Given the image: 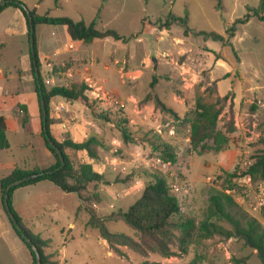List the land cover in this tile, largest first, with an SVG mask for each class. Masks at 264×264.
I'll return each mask as SVG.
<instances>
[{"label": "rangeland", "instance_id": "obj_1", "mask_svg": "<svg viewBox=\"0 0 264 264\" xmlns=\"http://www.w3.org/2000/svg\"><path fill=\"white\" fill-rule=\"evenodd\" d=\"M19 1L38 14L66 16L85 23L98 13V29L114 28L129 37L125 43L110 37L85 43L72 40L63 25L35 27L41 55L39 72L46 86L85 82L89 97H102L98 112L110 119L125 117L132 132V140L124 143L110 120L94 116L81 102L61 96L50 100L49 125L57 140L72 134L75 125L83 127L85 135L94 132L104 139L95 159L85 151L66 149L75 166L92 162L103 175L96 187L100 202L94 204L99 213L127 209L140 197L152 173L159 172L177 196L181 212L196 221L205 216L209 194L229 187L226 191L240 208L264 225V204L258 189L264 180H243L247 167L264 148V21L253 16L237 23L234 35L228 36L233 21L243 16L248 6L256 7L259 0ZM12 11L8 7L0 12V42L5 43L0 59L4 72L13 76L11 81L19 88L16 93L26 92L29 84L35 103L28 101L25 123L24 111L17 105L20 117L16 118L24 130L17 129L12 120L14 129L10 120L6 135L10 148L0 149V154L15 156L18 165L26 160L44 166L47 157L41 143V108L34 89L28 35L26 38L17 31H5ZM170 13L186 16V25L170 21L166 26ZM201 31H214L225 41L214 40ZM229 91L234 96L233 120H228L226 106L216 127L220 133L233 127L227 134L228 142L217 149L210 138L193 148L188 119L194 115L195 102L199 99L211 103L217 95ZM156 99L176 116L162 109ZM146 130L150 132L144 136ZM152 141L168 145L175 162L162 160ZM231 147L237 150L232 165L213 170L216 153ZM42 185L25 190L20 207L13 208L27 228L47 240L43 251L55 264H142L145 260L188 264L195 258L198 264H237L234 259L241 257L245 258L242 264H261L255 249L236 237L218 234L191 242L187 252L179 250L175 239L172 247L178 254L170 257L153 252L140 254L125 245H116V251L97 229L86 226L88 216L79 210L76 193L64 192L48 181ZM219 223L229 228L228 223ZM106 227L110 232L135 236L120 220L107 221ZM31 262L27 247L13 231L0 202V264Z\"/></svg>", "mask_w": 264, "mask_h": 264}, {"label": "trees", "instance_id": "obj_2", "mask_svg": "<svg viewBox=\"0 0 264 264\" xmlns=\"http://www.w3.org/2000/svg\"><path fill=\"white\" fill-rule=\"evenodd\" d=\"M41 1V0H38ZM23 4L19 0H10L3 6L0 11L4 8L11 6L20 11L26 24V34L28 35V46H29V24L27 14L25 13ZM30 14L33 18L34 27L40 24H59L63 25L66 29L67 35L72 40H79L85 43L92 42L94 39H102L106 37L119 40L123 43L127 42L129 37L119 33L114 28L98 29L96 27V17L90 22L85 23L83 20H73L66 16L54 17L46 14H38L34 9L30 10ZM256 17L258 20L264 21V0H259L256 7H247V12L236 18L228 30V36L231 37L235 32V25L237 23H244L251 17ZM171 22H178L186 25V16H175L169 14L168 19L165 22L166 26H169ZM207 37H211L214 40L225 41V37L214 31L200 32ZM4 46L3 42H0V50ZM34 48H35V59L38 66L40 67L39 56L36 46V37L34 31ZM29 58L31 59V71L34 75V65L32 62L33 56L28 48ZM40 87L37 84L36 78L34 80V89L36 96L39 100L42 96L45 100V107L47 110L46 119V132L43 129V121L41 114V136L47 149L51 152L54 158V162L49 167L35 166L33 168H21L15 167L8 175L0 178V200L2 203L5 215L8 218L9 223L15 234L21 239V241L27 247L30 256L31 263L35 264V255L31 249V246L21 237V232L17 230L13 222L9 219L3 204L4 193L6 186L23 176L31 173H40L41 175L36 178H32L22 183H19L9 190L8 202L11 211L13 212L17 223L22 227V231L31 239L32 244L36 246L40 254L41 264H55L48 259L45 255L43 247L47 244V240L41 238L40 235L33 233L27 228L20 216L14 210L12 205V194L13 191L22 186H28L41 181H48L53 186L59 188L64 192L76 193L79 198V210H83L87 213L86 226L95 228L98 230L99 235L105 239L111 248L118 251L116 245H125L135 252L140 254H146L153 252L161 255L162 257H170L178 254L177 251L172 247L175 239L178 241V248L182 252H187V247L191 242L199 241L212 237L213 235H224L227 237H236L243 241V244L256 250L257 257L260 259L261 264H264V225H262L256 218L249 216L243 211L239 204L234 200L233 196L224 189H215L208 196V203L206 206L205 216L196 221L195 218L187 216L181 212V208L178 202L177 196L171 190L168 181L164 175L159 172H153L151 180L144 186L140 197L133 202L127 209H118L112 211L107 215H102L95 208L94 204L97 205L100 202V196L97 193V185L103 180V175L96 171L92 164L89 162L79 163L77 166L71 161L66 149L70 148L73 150L85 151L91 159L98 157V148L104 145V139L97 133H90L85 135L83 127L75 125L72 129V134L66 136L62 141L57 140L50 129V113L49 103L53 96H61L68 100L78 101L84 104L91 113L105 121H111L114 126L118 129L120 138L124 143H128L132 140V132L129 130L127 125V119L112 118L109 116L99 113L98 107L102 102V97H89L86 93L88 85L85 82H75L69 86L65 85H52L47 87L43 81L42 76L39 72ZM155 80V78H154ZM233 93L227 92L225 95H217L214 102L204 103L201 100L195 102L193 107V116L189 118L190 123V144L193 148L201 145L205 140L214 139L217 149L228 142V133L233 131V127L228 128L225 133L217 131V120L218 116L228 107V120H233ZM158 105L173 113L171 108H168L162 103V101L156 99ZM24 111L22 116V122H27L28 118L26 115V105H19ZM41 108V106H40ZM173 115L176 116L175 113ZM150 131H144L146 136ZM47 137H50L54 143L60 148L64 157V165L60 169L54 170L50 173H46V170H53L60 165V159L54 148H52ZM156 148L159 149L161 158L164 161L175 162V155L171 151L170 147L166 144H161L159 141L156 144L154 141L151 142ZM9 142L6 137V123L5 118L0 115V148H9ZM224 172V171H223ZM246 174L250 175L252 180L261 181L264 180V148L254 157V161L247 167ZM123 221L129 228L134 232L135 236L128 235L124 232H110L106 227L107 221ZM219 222H226L229 224V228H226ZM245 258H235L234 262L242 264ZM142 264H158L155 261H143ZM188 264H198L197 258L190 261Z\"/></svg>", "mask_w": 264, "mask_h": 264}, {"label": "crops", "instance_id": "obj_3", "mask_svg": "<svg viewBox=\"0 0 264 264\" xmlns=\"http://www.w3.org/2000/svg\"><path fill=\"white\" fill-rule=\"evenodd\" d=\"M8 7L12 8L14 11H12V13H11V19L8 23V26L5 28V31L6 32L17 31L20 36L21 35L26 36V38H27L26 24H25V21H24L22 14L20 13V11L18 9L11 7V6H8ZM8 7H6V8H8ZM6 8H4V9H6ZM4 46H5V43H4ZM37 49H38V44H37ZM55 51H57V49ZM38 56L40 57L41 55L39 54ZM12 78H13V76L11 74H6L4 72V68L2 66L1 59H0V115H2L5 118L6 135L10 129V122H9L10 120H11V125L13 127H15V124L12 122V120L16 121L17 129L19 128V129H21V131L24 130L22 122L17 121V118H16V116L20 117L19 114L17 113V105H21V104L26 105V110L28 111V101L30 103H33V104L35 103L33 92L31 90L29 84H28V87L26 89V92H24L23 94L20 95L19 93H16V90H19V88L17 86H15V84L12 83V81H11ZM6 102L9 104L5 107ZM14 129H16V127ZM41 140H42L41 143H43L42 146H43L44 153L47 157V163L44 166L37 164V163H34V162H27L26 160H22L21 164L18 165L19 162L15 158V156L5 157L2 154H0V178L8 175L15 167L33 168L35 166L49 167L50 165H52L54 162L53 155L45 146L42 137H41ZM26 145H29L32 148L34 147V144L32 142H27ZM9 148H10V146H9ZM6 149H8V148H6ZM236 153H237V150L235 149V147H231L229 150H224V151H220V152L216 153V159H215V162L213 165V170H215L216 168H219V167L220 168L221 167L222 168L230 167L234 161V157H235ZM183 174H185V173L183 172ZM184 179L187 181L188 185H190V186L193 185V182L188 180L186 175L184 176ZM44 182L45 181H41V182L31 184L28 186H22V187L16 188L12 194V205H13V207H18V208L20 207L21 203L23 202V199L25 198V195L23 193L25 190H29V188H31V186H40L41 187V186H43L42 184H44ZM46 187H48V186H46ZM0 202H1V200H0ZM69 225L73 226V223H71Z\"/></svg>", "mask_w": 264, "mask_h": 264}, {"label": "water", "instance_id": "obj_4", "mask_svg": "<svg viewBox=\"0 0 264 264\" xmlns=\"http://www.w3.org/2000/svg\"><path fill=\"white\" fill-rule=\"evenodd\" d=\"M10 0H2L0 2V8L1 6H3L4 4H6L7 2H9ZM21 6L23 7L25 13L27 14V18H28V24H29V47H30V50H31V53H32V56H33V59H32V62H33V65H34V75H35V78H36V81H37V84L38 86L40 87V80H39V71H38V66L36 64V59L34 57L35 55V48H34V31H35V27H34V24H33V18H32V15L30 14V9L25 5V4H21ZM40 106H41V114H42V121H43V129L45 130V134L47 135V132H46V119H47V110H46V107H45V100L43 99V97L41 96L40 97ZM47 141L49 143V145L54 148L55 152L57 153L58 155V158L60 159V165L57 166L55 169L53 170H46L45 172L46 173H50L54 170H58L61 168V166L64 165L65 161H64V157L62 155V152L60 150V148L54 143V141L50 138V137H47ZM43 172H40V173H31V174H28L26 176H23L21 178H18L12 182H10L6 188H5V193H4V199H3V204H4V208H5V211L9 217V219L13 222L15 228L17 230H19L21 233V237L24 238V240L31 246V249L35 255V264H41V260H40V254L38 252V249L36 248V246L34 244H32V241L31 239L25 234L24 231H22V227L20 226V224L17 223V220L13 214V212L11 211L10 209V206H9V202H8V197H9V190L11 187L19 184V183H22L23 181H26V180H29V179H32V178H36L37 176L41 175Z\"/></svg>", "mask_w": 264, "mask_h": 264}, {"label": "built area", "instance_id": "obj_5", "mask_svg": "<svg viewBox=\"0 0 264 264\" xmlns=\"http://www.w3.org/2000/svg\"><path fill=\"white\" fill-rule=\"evenodd\" d=\"M243 180L247 183H251L252 181V178L250 175L246 174L244 177H243ZM179 189V186H175V190H178ZM258 189L260 191L261 196H260V202H262L264 204V181L260 182L259 185H258Z\"/></svg>", "mask_w": 264, "mask_h": 264}]
</instances>
